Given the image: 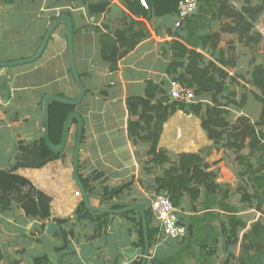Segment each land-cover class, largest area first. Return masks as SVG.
I'll list each match as a JSON object with an SVG mask.
<instances>
[{"label":"crops","instance_id":"0c3cea01","mask_svg":"<svg viewBox=\"0 0 264 264\" xmlns=\"http://www.w3.org/2000/svg\"><path fill=\"white\" fill-rule=\"evenodd\" d=\"M101 1L11 0L7 3L0 0V63L34 56L50 25L60 14L69 15L74 25L75 60L87 89L84 102L77 107L85 121L80 151L82 170L85 174L104 173L103 181L111 187L134 179L133 193L128 200L137 199V203L145 205V201L151 202L156 196L152 188L156 175L146 174L144 170L149 165L150 145L134 143L128 138L130 115L126 101L129 97L144 96L150 82L158 86L172 82L167 73L172 41L178 40L202 53L201 44L221 27L220 21L212 18L218 0H197V10L180 27L176 26L177 16L147 22L151 36L121 60L114 72L102 61L100 37L94 28L106 25L115 29L127 10L121 0H109L110 7L105 14L90 15L89 8ZM30 23L36 25L32 38L39 43L27 44ZM235 39V35H223V40ZM10 78L8 102L3 101L4 91L0 89V170L12 166L21 145L45 137L44 96L77 97L65 25L53 32L39 60L10 68ZM5 81L6 77L0 75V84ZM209 101L210 98H206L204 103ZM260 111L255 112V119L246 111L239 115L245 114L255 123ZM159 147L166 150L172 160L185 153L200 155L210 170L218 174L216 182L227 187L215 194L205 193L195 204L185 199L182 214L191 228L190 234L187 232L182 240H173L161 230L159 240L151 245L147 264H224L229 254H239L244 233L255 222L264 224V171L241 176L243 166L236 163L235 154L225 148L218 149L203 130L201 119L182 111L165 123ZM68 149L69 139L66 158L50 162L41 169L17 172L52 198L51 214L55 218L47 222L29 218L17 202H13L9 210L0 211V264H15L17 260L20 264H32L29 259L41 247L38 227L44 231L48 223H57L58 218H71L62 228L63 231L73 229L76 236L69 250L57 251V264H142L144 247L139 246V235L133 223L116 216L103 236L93 238L95 231L75 220L74 213L82 197L75 195L78 189L71 159L74 149L71 152ZM242 155L258 166L249 150H244ZM241 187L247 189L252 202L241 201L238 193ZM154 225L161 228L156 220ZM234 231L239 233L237 244L226 235ZM55 240H58L57 234ZM204 247L215 254L209 255ZM34 263L56 264L48 258L35 259Z\"/></svg>","mask_w":264,"mask_h":264},{"label":"trees","instance_id":"16d2710c","mask_svg":"<svg viewBox=\"0 0 264 264\" xmlns=\"http://www.w3.org/2000/svg\"><path fill=\"white\" fill-rule=\"evenodd\" d=\"M10 1L7 0V3ZM181 1L121 0L127 12L116 28L111 30L106 25H97L94 28L100 37L102 61L112 72L116 71L121 60L151 36L147 22L178 16ZM109 7L110 1L102 0L89 8L90 15L105 14ZM263 13L264 0H218V8L213 12L212 18L220 21L221 27L201 44L202 53L189 49L178 40L171 42V60L167 73L171 81L193 90L195 100L192 102L172 99L170 83L167 82L161 86L150 82L144 96L129 97L126 101L130 115L128 138L134 143L143 142L150 145L147 151L149 165L145 167V173L156 175L152 187L154 193L156 196L166 195L172 201L179 211L180 224L187 226L188 234L191 228L184 221L182 214L184 200L195 204L205 193L215 194L227 185L216 182L218 174L211 171L198 154L185 153L172 160L169 153L159 147L163 127L178 111L199 117L203 130L214 145L218 149L225 148L235 154V161L243 166L241 176H252L264 171V35L257 29V23ZM261 27H264V24H261ZM224 34L235 35L236 39L223 40ZM247 59L248 68L254 67L249 70L250 82L244 79L243 73L246 68H243V63ZM247 73L245 70V74ZM240 79L247 84L242 85ZM248 86H252V89H248ZM249 94L260 103L258 120L253 123L251 118L242 114L233 122L229 109L235 107L241 113L246 107ZM206 98H210L209 103H204ZM75 111L77 107L60 103H54L50 107V138L55 146L61 143L67 117ZM77 126L78 122L74 120L68 133L69 147L73 149ZM244 150H249L250 156L257 159V167L250 163V158L242 155ZM66 156V152L54 153L46 144L45 137L32 144L21 145L12 166L7 170H0V211L9 210L13 202H17L27 217L41 222L50 221L52 198L17 172L20 169H41ZM80 163L79 176L92 206L118 210L138 202L137 199L128 200L133 193L134 179L125 185L111 187L104 183V173L85 174ZM140 182L144 184L143 180ZM238 193L242 202L252 200L246 188L241 187ZM145 207L150 243L153 245L159 240L161 228L154 225L156 219L152 201H145ZM74 216L77 222L89 225L95 231L93 238L103 236L108 230L109 216L87 210L82 200ZM120 216L134 224L139 235V246L144 247L143 224L139 213L133 211ZM70 220L71 218H58L55 221L63 226ZM42 230L39 226L38 235ZM63 232L66 247L61 252L71 248V241L76 236L73 229ZM226 235L229 241L238 243L237 231L232 235L227 232ZM203 250L209 255L215 254L207 247ZM15 264H20V261L17 260ZM224 264H264L263 223L255 222L251 229L244 233L239 254H229Z\"/></svg>","mask_w":264,"mask_h":264},{"label":"water","instance_id":"95a60500","mask_svg":"<svg viewBox=\"0 0 264 264\" xmlns=\"http://www.w3.org/2000/svg\"><path fill=\"white\" fill-rule=\"evenodd\" d=\"M65 25L66 27V37L68 43V56L71 71L77 85L78 94L75 99H67L64 97H57L52 95H46L43 98V117H44V132H45V141L48 147L56 154L64 153L67 147V140H68V133L72 127V123L74 120H77V137L74 146V158H73V178L75 184L77 186L78 191L81 194L82 201L86 206V209L96 213L107 214L109 216V225L112 224L116 219V216L121 214L129 213L136 211L139 213L142 219L143 224V233H144V256L142 260V264H147V260L150 257V237H149V230H148V221H147V213L146 207L144 204L136 203L134 205H130L118 210H113L104 207H94L91 205L88 193L80 179L79 176V163H80V151L82 145V138L85 129V121L83 116L78 112L75 111L67 117V120L64 123L63 133H62V140L59 146H55L50 138V107L54 103H60L63 105H68L72 107H79L85 100L87 95V89L84 86L81 75L79 74L75 55H74V25L72 18L67 14H60L57 19L50 25L48 28L44 39L35 53L34 56L28 59H23L21 61L15 62H8V63H0V75H4L6 77V81L4 84H0V89L4 91L3 101L6 103L9 100V96L11 94V89L7 85L11 83L10 78V68H15L23 65H30L35 63L39 60L53 34V32L60 26ZM55 217L52 216L51 219L53 220ZM56 234L58 235V240H55ZM38 240L41 244V247L38 249V253L34 255L29 262L32 264L34 263L35 259H44L48 258L50 261L58 263V256L57 251L63 250L66 247V241L64 238V232L62 226L55 222H50L46 225L44 231L38 237Z\"/></svg>","mask_w":264,"mask_h":264},{"label":"built area","instance_id":"2783aa9c","mask_svg":"<svg viewBox=\"0 0 264 264\" xmlns=\"http://www.w3.org/2000/svg\"><path fill=\"white\" fill-rule=\"evenodd\" d=\"M142 2L145 5V2ZM197 7V0H182L179 4L176 26L180 27L187 18L195 13ZM170 94L175 100H185L186 102L195 100L192 89L184 88L175 81L170 83ZM75 195L81 197L78 190ZM152 210L163 235L173 240H182L186 237L187 228L180 224L179 211L166 195L155 196L152 200Z\"/></svg>","mask_w":264,"mask_h":264},{"label":"rangeland","instance_id":"374dc122","mask_svg":"<svg viewBox=\"0 0 264 264\" xmlns=\"http://www.w3.org/2000/svg\"><path fill=\"white\" fill-rule=\"evenodd\" d=\"M264 18V13L261 15V17H260V19H259V21H258V23H257V29L264 35V27H261V24L263 25L264 24V21H262L261 22V20ZM31 19V18H30ZM261 22V23H260ZM35 24L34 23H30L29 25H28V30H27V37H28V39H26V41L28 42L27 44H30V43H39V41L37 40V39H33L32 38V35H33V33H34V28H35ZM249 62H248V59H247V61L245 60V62L243 63V68H245L244 69V75H245V77H244V79H247L249 82H250V79H251V75H250V72H249V70H252V69H254V67H250V68H248V66H247V64H248ZM245 70L246 71H248V73L247 74H245ZM240 82H241V84L242 85H245V84H247L246 82H244L242 79H240ZM248 89H252V86H248ZM247 89V91H249ZM258 103L259 102H257V101H255V98H254V96L253 95H250L249 94V97H248V102L246 103V107L244 108V109H242V112H247L248 113V115L249 116H251V117H253L254 119H255V112H257L259 109H260V107L258 106ZM260 104V103H259ZM230 110V113H231V120L234 122L235 120H236V118L239 116V114H240V111L239 110H237V108H235V107H232L231 109H229ZM241 112V113H242ZM71 150L73 151V148L72 147H70V149H68L67 151H70L71 152ZM65 152H66V150H65ZM67 153V152H66ZM72 155H73V157H72ZM72 155H71V159H73L74 158V154L72 153ZM236 163L238 164V162L236 161ZM73 194H74V192L72 193V196H73Z\"/></svg>","mask_w":264,"mask_h":264}]
</instances>
